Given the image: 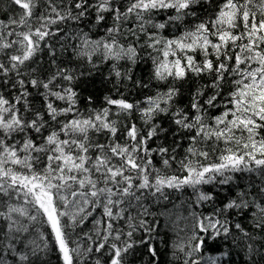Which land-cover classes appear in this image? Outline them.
<instances>
[{"label": "snow or ice", "instance_id": "snow-or-ice-1", "mask_svg": "<svg viewBox=\"0 0 264 264\" xmlns=\"http://www.w3.org/2000/svg\"><path fill=\"white\" fill-rule=\"evenodd\" d=\"M3 11L0 264H50L53 250L61 264H133L138 250L162 264L169 210L154 207L172 193L188 221L172 261L231 264L237 234L264 232V0ZM101 69L111 87L98 103Z\"/></svg>", "mask_w": 264, "mask_h": 264}, {"label": "trees", "instance_id": "trees-1", "mask_svg": "<svg viewBox=\"0 0 264 264\" xmlns=\"http://www.w3.org/2000/svg\"><path fill=\"white\" fill-rule=\"evenodd\" d=\"M8 0H0V19H5L7 12L3 9L7 6ZM149 72L148 63L140 64L136 68V74L138 76L146 77ZM103 75H106V69H101V74H97L94 79L96 84L94 87L90 88L95 95L97 102H102L103 95L111 87V84H105L101 81L103 80ZM186 95L182 97V100H186ZM251 181L259 183V178L256 176L251 177ZM250 182L248 179L242 181V183ZM187 197L179 193H172L170 195L169 201L154 207L155 211H165L169 210L168 216H160L159 219L162 225L167 224V227L161 228V235L164 236L167 244L160 243L156 241L155 243L159 246V251L162 253L161 262L162 264H181L180 261H172V248L171 245L174 242H179L180 237L184 236L185 225L188 223L186 220H177V216L181 212L186 216L187 212H184L182 208H173V202L177 205L181 203L182 200H186ZM243 226L250 232H252L251 223L248 219L242 221ZM91 227V224L85 225V231ZM174 228V231L172 230ZM79 232V229H77ZM256 236L255 240H248L243 237L242 234H237L236 244L230 247L228 250L231 252V264H264V232L254 233ZM251 243L253 245V252L250 254L248 252L247 245ZM216 252H207L206 255H217ZM58 253L53 250L49 254L48 259L50 264H61V261L58 258ZM133 264H146V253L142 250H138V253L135 257L132 258Z\"/></svg>", "mask_w": 264, "mask_h": 264}]
</instances>
